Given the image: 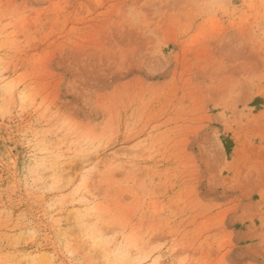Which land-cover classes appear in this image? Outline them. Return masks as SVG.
<instances>
[{
	"label": "rangeland",
	"instance_id": "obj_1",
	"mask_svg": "<svg viewBox=\"0 0 264 264\" xmlns=\"http://www.w3.org/2000/svg\"><path fill=\"white\" fill-rule=\"evenodd\" d=\"M0 264H264V0H0Z\"/></svg>",
	"mask_w": 264,
	"mask_h": 264
}]
</instances>
